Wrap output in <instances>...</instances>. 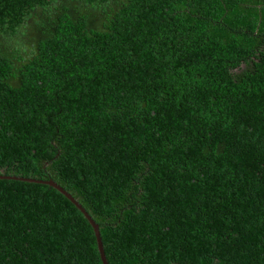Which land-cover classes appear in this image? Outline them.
<instances>
[{
    "label": "trees",
    "instance_id": "obj_1",
    "mask_svg": "<svg viewBox=\"0 0 264 264\" xmlns=\"http://www.w3.org/2000/svg\"><path fill=\"white\" fill-rule=\"evenodd\" d=\"M0 174L108 264H264V0H0ZM0 264L101 262L2 177Z\"/></svg>",
    "mask_w": 264,
    "mask_h": 264
},
{
    "label": "water",
    "instance_id": "obj_2",
    "mask_svg": "<svg viewBox=\"0 0 264 264\" xmlns=\"http://www.w3.org/2000/svg\"><path fill=\"white\" fill-rule=\"evenodd\" d=\"M2 177H5V178H18V179H22V180H26V181H34V182H39V183H45L47 185L52 186L58 192H60L62 195H64L82 213L84 218L89 223V225H90V227L92 229V232H93L95 246H96V250H97V253H98L99 260H100L101 264H108V262L105 259L104 253H103V249H102V245H101V241H100V237H99L97 224L93 221V219L89 216V214L84 210V208L69 194V192H67L59 184H57L55 181H53L50 178L37 179V178H30V177H17V176H14V175L0 174V178H2Z\"/></svg>",
    "mask_w": 264,
    "mask_h": 264
}]
</instances>
